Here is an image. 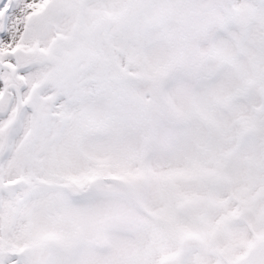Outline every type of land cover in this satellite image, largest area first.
Masks as SVG:
<instances>
[{"label":"snow or ice","instance_id":"snow-or-ice-1","mask_svg":"<svg viewBox=\"0 0 264 264\" xmlns=\"http://www.w3.org/2000/svg\"><path fill=\"white\" fill-rule=\"evenodd\" d=\"M0 264H264V0H0Z\"/></svg>","mask_w":264,"mask_h":264}]
</instances>
